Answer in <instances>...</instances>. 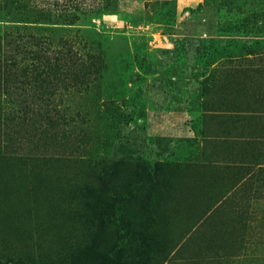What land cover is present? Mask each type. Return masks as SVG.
<instances>
[{
  "label": "rangeland",
  "instance_id": "rangeland-1",
  "mask_svg": "<svg viewBox=\"0 0 264 264\" xmlns=\"http://www.w3.org/2000/svg\"><path fill=\"white\" fill-rule=\"evenodd\" d=\"M0 264H264V0H0Z\"/></svg>",
  "mask_w": 264,
  "mask_h": 264
}]
</instances>
